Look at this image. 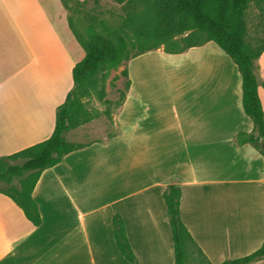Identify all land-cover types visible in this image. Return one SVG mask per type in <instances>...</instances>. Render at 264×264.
Here are the masks:
<instances>
[{
    "label": "crops",
    "instance_id": "1",
    "mask_svg": "<svg viewBox=\"0 0 264 264\" xmlns=\"http://www.w3.org/2000/svg\"><path fill=\"white\" fill-rule=\"evenodd\" d=\"M67 12L63 0H0V157L54 132L73 68L85 57ZM225 56L208 42L128 62L131 86L112 119L116 132L71 141L87 146L42 173L33 192L41 225L0 194V264H130L114 239V215L140 264H176L164 199L170 184L181 188V220L208 262L257 251L264 156L235 141L254 126L243 109L241 74ZM155 58L170 62L175 77L153 76L155 63L144 60ZM256 64L264 110V52Z\"/></svg>",
    "mask_w": 264,
    "mask_h": 264
},
{
    "label": "trees",
    "instance_id": "2",
    "mask_svg": "<svg viewBox=\"0 0 264 264\" xmlns=\"http://www.w3.org/2000/svg\"><path fill=\"white\" fill-rule=\"evenodd\" d=\"M67 11L87 4L79 0H63ZM123 5L120 32L105 37L94 29L88 38L78 32L72 18H68L74 37L85 52L84 59L73 68L74 87L65 102L58 107L52 136L36 145L9 156L0 157V194L10 198L22 210L35 227L42 223L38 204L33 198L34 189L42 173L62 162L64 157L87 145L67 139L70 131L83 127L97 119L100 112L87 108L86 100L95 96L106 105L107 72L124 62L158 50L171 36L187 34L184 47L165 49L169 54H181L208 42L215 43L237 66L242 77L243 109L253 122V132H240L235 141L239 146L250 144L263 156L261 141L264 140V110L259 97L256 62L264 52V0H116ZM260 14L258 27L263 37L253 46L247 42L248 19L251 6ZM130 33L132 35L130 36ZM133 36V37H132ZM126 92L117 107L123 104L131 86L128 70ZM110 120L109 111L103 113ZM181 188L168 185L164 194L169 223L172 230L176 264H188L191 249H195L206 264L207 258L198 248L187 227L181 220ZM113 233L118 250L130 264H140L128 240L124 221L120 215L112 219ZM264 260V244L254 253L226 261L222 264H251Z\"/></svg>",
    "mask_w": 264,
    "mask_h": 264
},
{
    "label": "rangeland",
    "instance_id": "3",
    "mask_svg": "<svg viewBox=\"0 0 264 264\" xmlns=\"http://www.w3.org/2000/svg\"><path fill=\"white\" fill-rule=\"evenodd\" d=\"M72 5L73 0H71ZM124 15L123 5L118 4L116 0H89L87 4L74 7V11L67 12L68 18H72L75 27L78 32L82 33L88 38L91 29H94L100 35L105 37H113L115 33L120 32L122 25L121 16ZM260 14L254 5L251 6L248 19V35L247 42L255 46L258 39L263 37L262 30L258 27L261 19ZM132 33H130V36ZM133 37V36H132ZM187 37V34L171 36L167 39V42L159 46V50L178 49L184 47L183 39ZM227 57V56H225ZM151 60V61H149ZM145 62H153L156 67L154 68V75L156 78H172L175 77V70L172 68L167 60L149 59ZM163 65H159L161 63ZM127 62L115 69H111L107 72L106 80V100L111 101L117 105L123 94L126 92V86L128 78L123 75V71L127 69ZM183 76V75H182ZM106 105L95 96L86 100L87 108L90 110H97L100 115L97 119L89 124L84 125L76 133H69L68 140H80L84 143L99 140L103 138L104 134L111 135L116 132V127L112 119L118 112L119 108L116 105ZM109 111L111 114V120L103 113ZM262 260L255 261L251 264H258ZM188 264H206L202 257L199 256L195 249H191V254Z\"/></svg>",
    "mask_w": 264,
    "mask_h": 264
},
{
    "label": "water",
    "instance_id": "4",
    "mask_svg": "<svg viewBox=\"0 0 264 264\" xmlns=\"http://www.w3.org/2000/svg\"><path fill=\"white\" fill-rule=\"evenodd\" d=\"M261 149L264 152V140L261 141Z\"/></svg>",
    "mask_w": 264,
    "mask_h": 264
}]
</instances>
